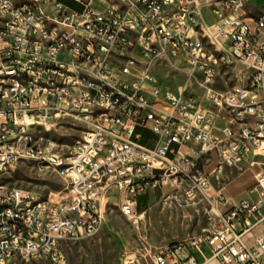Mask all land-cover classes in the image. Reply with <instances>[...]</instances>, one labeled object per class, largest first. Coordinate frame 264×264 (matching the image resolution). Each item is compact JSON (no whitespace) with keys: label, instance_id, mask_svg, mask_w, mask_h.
<instances>
[{"label":"built area","instance_id":"2783aa9c","mask_svg":"<svg viewBox=\"0 0 264 264\" xmlns=\"http://www.w3.org/2000/svg\"><path fill=\"white\" fill-rule=\"evenodd\" d=\"M71 1L78 7L0 0V172L33 161L63 180L44 194L0 179V264H66L65 245L99 232L112 200L138 226L137 197L166 185L182 186L207 226L160 248L152 264H197L203 247L220 264H264V161L249 164L255 199L223 209L228 196L215 186L263 148L264 6L249 14L250 0ZM202 37H216L225 56ZM232 62L246 81L222 91L220 64ZM165 68L185 82L167 86ZM198 90L229 113L221 128ZM62 127L81 132L71 146L49 140Z\"/></svg>","mask_w":264,"mask_h":264},{"label":"rangeland","instance_id":"374dc122","mask_svg":"<svg viewBox=\"0 0 264 264\" xmlns=\"http://www.w3.org/2000/svg\"><path fill=\"white\" fill-rule=\"evenodd\" d=\"M22 2L23 0H16ZM70 6L78 7L71 0H60ZM264 0H253L254 4ZM99 7L100 4H95ZM206 12V9L204 10ZM206 43L213 47V41L204 37ZM212 41V43H211ZM242 65L237 62L221 63L217 78V87L222 91L229 90L239 83L245 72ZM161 76L169 87L185 82L184 75L173 68H165ZM244 82L245 78L242 79ZM197 99L203 108L213 117L217 127L229 120V113L222 108L214 106L205 99L201 90L197 91ZM81 132L77 128L62 127L52 130L49 139L71 146L79 138ZM257 159L264 161L263 148L259 150ZM261 158H260V157ZM242 168H227V175L223 184L228 191H235L237 195L243 188L235 190L237 185L231 183L232 178L242 172ZM2 182L11 186L29 189L48 194L51 191L62 189V178L52 169L40 166L33 161H21L0 172ZM217 184L215 186H221ZM232 186V187H231ZM183 187L180 185H166L163 189L146 193L137 197V211L144 208L143 217L139 225H134L131 220L122 215L118 204L112 200L106 208L104 224L96 234L80 241L69 242L65 245L67 256L66 264H127V257L136 254V264H152L151 255L166 244L185 239L199 233L204 225L205 218L201 205L187 204L183 197ZM8 264H54L47 259L37 260L15 259Z\"/></svg>","mask_w":264,"mask_h":264},{"label":"crops","instance_id":"0c3cea01","mask_svg":"<svg viewBox=\"0 0 264 264\" xmlns=\"http://www.w3.org/2000/svg\"><path fill=\"white\" fill-rule=\"evenodd\" d=\"M263 6H264V1L262 3L254 4L253 0H250L249 4L247 6V12L249 14H255ZM226 123H227V120H225L223 122L222 126H224ZM222 126H220L219 128H221ZM257 157H258L257 155L253 156L252 154H250L247 157L246 161L244 162V163H246L245 168L242 170V172L238 173L237 175H235L232 178L231 183H233V185H235V186L237 185L235 190H238V189L244 187V189H242L240 192H238L237 195H233V192H235V191L234 190L233 191H228L226 185L223 184L224 178L227 175V170H226V173H225V175L223 177V182H222L223 185H221V186H224V190L226 192V195L228 196L229 201H228V204L222 206L223 209H227V208L232 207L233 205H235L240 200H242V199H244L246 197H251V198H254V199L256 198V195L250 196L248 194L247 190L253 184V182H254V173L257 170L256 166H250L249 164H250V161L252 159H254V158L256 160H259V159H257ZM240 168H242V166ZM146 208H147V206H146ZM146 208H144L143 211L146 210ZM206 226H207V222L205 220V225H204L203 229ZM194 254H195L196 259H197V264H220V262L212 256L211 251H210V249L208 247H203L202 249H197V250L194 251ZM183 264H190V263L189 262H184Z\"/></svg>","mask_w":264,"mask_h":264},{"label":"bare ground","instance_id":"6f19581e","mask_svg":"<svg viewBox=\"0 0 264 264\" xmlns=\"http://www.w3.org/2000/svg\"><path fill=\"white\" fill-rule=\"evenodd\" d=\"M213 41L214 46H209L204 37H202V44L205 45V50L213 51L216 56H225V47L218 45L216 37H209ZM211 41V43H212ZM233 99H240V92H233ZM238 123H245V116H238ZM50 141H53L49 139Z\"/></svg>","mask_w":264,"mask_h":264},{"label":"trees","instance_id":"16d2710c","mask_svg":"<svg viewBox=\"0 0 264 264\" xmlns=\"http://www.w3.org/2000/svg\"><path fill=\"white\" fill-rule=\"evenodd\" d=\"M141 213L143 212V210L140 211Z\"/></svg>","mask_w":264,"mask_h":264}]
</instances>
